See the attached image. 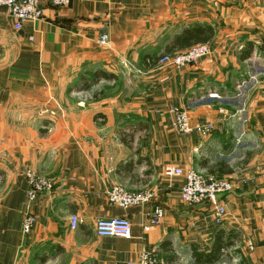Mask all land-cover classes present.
Segmentation results:
<instances>
[{
	"label": "crops",
	"instance_id": "0c3cea01",
	"mask_svg": "<svg viewBox=\"0 0 264 264\" xmlns=\"http://www.w3.org/2000/svg\"><path fill=\"white\" fill-rule=\"evenodd\" d=\"M196 26L213 27L211 53L158 67ZM172 108L214 131L180 133ZM167 164L231 180L223 226L210 202L182 201L184 178L166 177ZM27 170L53 189L24 234ZM114 187L152 197L124 208L109 199ZM157 206L165 215L146 231ZM99 217L129 218L132 236H98ZM220 229L233 243L211 264H264V0H71L19 30L0 7V264H138L144 251L159 264H207L194 251L209 253Z\"/></svg>",
	"mask_w": 264,
	"mask_h": 264
},
{
	"label": "built area",
	"instance_id": "2783aa9c",
	"mask_svg": "<svg viewBox=\"0 0 264 264\" xmlns=\"http://www.w3.org/2000/svg\"><path fill=\"white\" fill-rule=\"evenodd\" d=\"M71 0H0V7H5L10 18L14 21L15 29L19 30L26 22L39 21L44 17V10L47 5L53 7H67ZM103 47H109L111 43L110 34L104 32L99 40ZM211 53L209 43L194 44L184 50L174 51L172 53H163L157 60L158 67L173 66L182 68L186 65L197 63L202 58ZM210 96L217 97L215 93ZM174 118L171 125L180 133L190 134L197 132L202 136L210 135L215 127L212 123L191 124L187 110L172 108ZM164 175L168 178L182 176L184 182L180 188L182 201L189 204H200L210 202L213 209V219L217 225H223L228 217V209L225 203L220 200L222 195L232 191L235 187L227 177H219L214 174L204 173L197 169H184L176 164H167L163 169ZM26 177L28 187L24 200V219L22 222V231L29 234L33 230L37 217L34 213V207L38 198L49 193L53 189V183L36 173L27 170ZM109 199L121 207L127 208L131 205H137L149 200L151 194H142L139 192H130L121 187H114L109 193ZM165 215L162 207L157 206L151 214L149 224L144 226L146 231L153 226L158 225ZM70 225L76 229L79 225L77 214L70 216ZM96 234L98 236H114L130 238L132 236V222L127 217H99L95 221ZM138 264H159L158 258L153 251H144L141 253Z\"/></svg>",
	"mask_w": 264,
	"mask_h": 264
},
{
	"label": "trees",
	"instance_id": "16d2710c",
	"mask_svg": "<svg viewBox=\"0 0 264 264\" xmlns=\"http://www.w3.org/2000/svg\"><path fill=\"white\" fill-rule=\"evenodd\" d=\"M214 36V29L211 26H196L191 29H186L181 35L175 37L172 44L168 47L167 52L172 53L175 49L183 48L186 46H192V44L198 43H209L211 38ZM188 48V47H187ZM96 79L102 77L106 79H115L116 76L111 73H106L102 70H97L94 74ZM127 137H131L130 135H125L122 137L124 142H127ZM217 170L222 173H230L231 169L225 166L223 162L215 165ZM212 170V169H211ZM231 236L226 233L224 229H220L215 237L212 249L209 253H202L198 251H194V256L197 261L206 262L207 264L214 263L218 258L222 255L224 250H227L232 245V241H230Z\"/></svg>",
	"mask_w": 264,
	"mask_h": 264
},
{
	"label": "rangeland",
	"instance_id": "374dc122",
	"mask_svg": "<svg viewBox=\"0 0 264 264\" xmlns=\"http://www.w3.org/2000/svg\"><path fill=\"white\" fill-rule=\"evenodd\" d=\"M214 175H216V174H214ZM217 176L222 177V176H220V175H218V174H217ZM130 192H132V191H130ZM226 206H227V205H226ZM227 209H228V207H227ZM226 219H227V217H226ZM226 219H225V221H226ZM225 221H224L223 225L225 224ZM223 225H220V226H223Z\"/></svg>",
	"mask_w": 264,
	"mask_h": 264
}]
</instances>
